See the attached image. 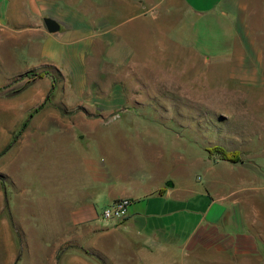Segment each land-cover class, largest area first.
I'll list each match as a JSON object with an SVG mask.
<instances>
[{
  "label": "crops",
  "instance_id": "1",
  "mask_svg": "<svg viewBox=\"0 0 264 264\" xmlns=\"http://www.w3.org/2000/svg\"><path fill=\"white\" fill-rule=\"evenodd\" d=\"M94 1L0 0V87L11 80L18 85L27 82L23 75L39 67L69 72V67L93 53L92 38L99 32L95 19L107 24L105 33L121 34L114 28L113 12L123 7L133 19L150 18L153 24L143 32L146 42L138 41L141 63H131L149 68L151 76L140 75V80L153 85V95L165 99V104L172 100L173 105L191 107L193 113L219 114L223 119L231 114L261 112V105H220L223 98L230 103L238 96L227 86L234 92L244 89L250 98L264 93V0H113L114 6L107 8L101 3L104 0ZM95 8L99 13L93 14ZM45 19L54 20L59 30L48 33ZM107 43L105 59L116 56L119 61L118 49L110 50L119 40L111 35ZM24 53L27 60L20 61L18 57ZM16 62L13 70L3 72L2 64ZM51 81L44 77L37 79L31 90L10 92L9 88L0 93V97L9 98L0 101V113L9 116L8 129H18L17 124L28 115L23 145L32 124L35 131H44L32 146L37 143L39 147L45 174L44 188L23 190L21 205L10 206V193L0 189V214L5 210L0 224V264H174L179 246L187 249H181L183 258L194 247L223 251L231 257H264L254 249L252 238H235L218 228L221 221L237 226L236 200L227 201L236 193V184L241 185L237 190L246 193L258 190L262 171L245 169L249 166L244 162L260 156L242 152L241 161L232 163L209 157L203 149L204 157L198 160L209 166L215 184L222 187L213 196L211 189L180 188L168 172L175 158L184 157L168 149L167 139L182 140L184 136L175 133L172 124L155 119L127 124L48 122L39 117L52 109L46 105L37 112L38 117H30L31 110L48 98ZM165 104L153 105V114L172 113V106ZM60 108L69 113L73 107ZM21 123L22 127L25 121ZM179 126L191 137L184 144L190 154V144L199 145L204 138L202 128L190 133L195 130L191 125ZM234 129L237 132L226 133L235 139L230 143L249 145L255 132L249 121ZM97 131L103 132L101 141L94 139ZM47 134L49 139L45 137L48 140L43 144ZM53 178L58 182L48 180ZM17 193L15 199L20 197ZM121 198L131 201L127 217L119 223L102 220L101 210ZM192 201L195 203L190 207ZM197 205L200 210L195 213L201 216L189 230L185 217L176 216ZM21 209L29 210L22 219ZM10 220L22 228L19 240L11 231ZM36 240L40 244L34 246Z\"/></svg>",
  "mask_w": 264,
  "mask_h": 264
},
{
  "label": "rangeland",
  "instance_id": "2",
  "mask_svg": "<svg viewBox=\"0 0 264 264\" xmlns=\"http://www.w3.org/2000/svg\"><path fill=\"white\" fill-rule=\"evenodd\" d=\"M81 1L83 0H80V3ZM91 2L95 1L91 0ZM101 3L105 8L108 6L113 7L115 4L113 0H104L103 2L101 1ZM106 3L108 4L105 5ZM118 8H116L118 11L113 12L116 17L114 28L118 32H121V34H111L115 37V41L119 40V43H115L110 50L118 49L117 55L119 56V61L116 59V56L114 59L109 57L112 62L111 60H107V58L105 59V47L107 46V40L111 35L103 31V29L107 28V24L103 19H95L99 21V32L92 38L93 42L91 46L93 53L91 55H86L81 58L78 65L69 67V72L58 71L51 66L43 68L39 67L32 69L33 71L29 72L30 74H38L46 71L49 74L44 77H48L49 80H52L51 89H49L47 93L48 98L46 99L45 97L40 105L34 110H31L29 116L32 117L36 115L37 112L35 113L34 111L39 108L42 109V106L46 105L48 108L50 107L52 109L44 110L45 113L42 112L41 115H38H40L39 117H44L42 120L48 122L55 120L94 122L116 121L120 124H127L130 122L150 123L153 122V119L157 121H167V123L173 125L175 133L184 136L182 140H177L175 139L176 137L172 141L169 137L167 139L168 149H172L174 155H183L184 157H174L173 169L168 172L172 180L180 188L187 187L196 191H202L204 189L209 191L211 189L212 191H210V194L213 196V194L222 187L218 183L215 184V179L212 176L209 166L204 164L202 160H198V158L204 157L202 154L203 149L205 153L211 157L208 154L207 149L215 146L223 147L230 152L238 151L240 153V161L242 152L243 154L248 153L250 155L263 156L261 159L259 157L258 159L245 161L244 165L249 166L245 167V169L262 171L264 176V93L262 96H260V92L257 93L258 95L254 93L256 96L250 98L246 96L247 92L244 89H239L234 92L235 89L233 87L229 88L227 86L228 90L232 91V93L238 94V96L237 98H231L229 101L230 103H227L226 99L223 98L221 100V107H228L230 105L253 107L261 105L260 108L262 110L261 112H253L249 114H231L225 119L220 118L219 114L206 112L205 115H201L193 113L191 107H188L187 105L181 106V104L176 105L175 103L173 105L171 104L172 100L168 99H166L168 100L166 104L172 106V113L169 115L153 114V105L165 104L163 102L165 99L158 98V96H155V93V95H153V85H151L149 81L140 80V75L147 78L151 76L149 68L144 67L143 65H131V63H141L140 48H138L140 43H138V41L141 39V42H146L144 40L146 33L143 32L153 24L150 23V18H146V20L141 18L133 19V14L131 12L123 9V7ZM94 10L93 14L96 13V11L98 12V8H95ZM82 20L88 21L91 19L87 20L82 18ZM111 20L114 22V19ZM126 43L131 48L128 47ZM108 48L109 47H107V51H109ZM18 59L20 61H25L27 60V57L24 53L20 55ZM16 65H18L17 62L5 63V66L2 64L3 72L4 70L6 72L13 70ZM222 65L224 66L223 62ZM23 77H26L27 82L18 85L15 81L11 80L9 83L0 87V93L9 88L11 89L9 90L10 92L20 89L31 90L33 87H36L33 85L34 82L37 81V79H42L25 75H23ZM145 80L147 79L145 78ZM26 92L29 93V91ZM8 99L9 98H6L5 96L0 97V101H6ZM206 100L210 101L211 99L207 98ZM215 101L217 102V100ZM59 106H72L73 108H71L69 113H65L67 109H59ZM6 115L5 113H0V189L5 188L7 193H10L8 194L9 205L16 206L17 204L21 205L25 200L23 197V190L30 188L33 192H37L44 188L43 182L45 180V174L44 168H42L43 166H40L39 153L37 152L39 147L36 148L37 143L35 146H32V143H35L38 138L43 137L42 135L44 131H35L33 129L34 124H32L29 132L30 135L27 136V142H24L23 145L24 137L22 135L23 130L21 122H26L28 115H25L24 120L17 124L16 128L18 129H8L6 127L8 122L7 117H9ZM38 115L36 116L38 117ZM34 119L33 122H35ZM245 121H249V125L255 129L250 144L245 146V142L243 143V141L237 142V144L230 143L235 142V139L232 135L226 133L237 132L234 128H236L238 123H244ZM216 123L220 124V126H215ZM182 124L191 125L192 128H195V130H190V133L197 132V128H202L200 129V133L203 134L204 138H201L199 145L192 146L190 144V154L187 153L184 144L189 138L191 139V137L186 135L188 132L187 130L180 128L181 126L179 125ZM216 127H220V131ZM102 133V131H97L94 139L101 141L103 139ZM47 136L48 134L44 136L43 144L49 139V136L48 139L45 138ZM89 137H93V135H90ZM100 143L101 142H99V144ZM11 144L12 146L8 148ZM120 147L118 146L119 149H121ZM95 150L98 152V149L95 148ZM119 156L123 157L121 154ZM213 156H216V158L219 159L217 155ZM138 160L142 162V156H140ZM48 180L52 184L55 181L58 182L57 178ZM143 180L144 179H142V181ZM261 180L262 182L259 184L258 190H254L253 192L246 193L237 190L241 186L239 184L234 186L236 193L232 195L227 202L231 203L233 200H236V203H234L235 206L233 207L236 213L235 217L238 220L237 226L232 227L229 226L228 223L221 221L218 228L223 234L226 233L235 238L239 236H242L241 238H252L255 246L254 249H257L258 255L263 256L264 178ZM17 192H19L20 197L15 199L14 197L17 196ZM193 203L195 202L192 201L190 207H192ZM101 205L102 204L99 206ZM155 206L156 205L153 202V207ZM22 207L23 205L21 208ZM189 210L190 211L186 213H182L181 216L176 217H185L184 220L187 222V227L191 230L200 219L201 215L195 213L200 210V205H197L194 209L190 208ZM15 211L16 210H14V212ZM26 212L29 213V210H20L19 213H21V219L25 218ZM0 216L1 224L2 217H5V210L1 211ZM9 218L11 219V217ZM13 221L14 222L11 220L9 221V226L15 237L19 240L22 228L20 225L16 224L15 220ZM38 244H40L38 240L33 242L34 246H37ZM179 247L180 250L176 251L174 254V264H264V257H253L256 255H251L252 258L243 256L231 257L226 256L228 253L223 251L221 253L214 250H200L198 247H194L190 250V253L187 252L189 255L183 258L181 249H185L184 252L187 249L183 246Z\"/></svg>",
  "mask_w": 264,
  "mask_h": 264
},
{
  "label": "built area",
  "instance_id": "3",
  "mask_svg": "<svg viewBox=\"0 0 264 264\" xmlns=\"http://www.w3.org/2000/svg\"><path fill=\"white\" fill-rule=\"evenodd\" d=\"M130 207L129 199H118L101 210L100 218L104 221L119 223L127 217Z\"/></svg>",
  "mask_w": 264,
  "mask_h": 264
},
{
  "label": "trees",
  "instance_id": "4",
  "mask_svg": "<svg viewBox=\"0 0 264 264\" xmlns=\"http://www.w3.org/2000/svg\"><path fill=\"white\" fill-rule=\"evenodd\" d=\"M49 73L42 72V73H36V74H26L25 76H30V77H36V78H43L44 76H48ZM40 109V108H39ZM39 109H36L34 112H38ZM32 116V115H31ZM26 122L22 125V130L25 128ZM12 146L9 145L8 148ZM208 154L210 156L217 155L219 159L227 161V162H232V163H238L240 161V153L238 151H227L223 147L215 146L212 148L207 149Z\"/></svg>",
  "mask_w": 264,
  "mask_h": 264
},
{
  "label": "water",
  "instance_id": "5",
  "mask_svg": "<svg viewBox=\"0 0 264 264\" xmlns=\"http://www.w3.org/2000/svg\"><path fill=\"white\" fill-rule=\"evenodd\" d=\"M44 25L48 33H56L59 30V25L52 19H45Z\"/></svg>",
  "mask_w": 264,
  "mask_h": 264
}]
</instances>
